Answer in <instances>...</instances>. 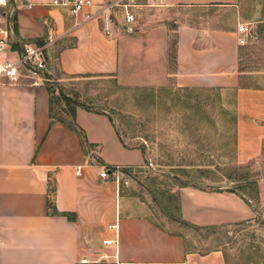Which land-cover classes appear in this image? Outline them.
Instances as JSON below:
<instances>
[{
	"label": "crops",
	"instance_id": "0c3cea01",
	"mask_svg": "<svg viewBox=\"0 0 264 264\" xmlns=\"http://www.w3.org/2000/svg\"><path fill=\"white\" fill-rule=\"evenodd\" d=\"M9 1L0 12L10 25L9 16L16 17L18 37L11 34L9 45L0 48V61L18 62L24 45L38 43L46 46V68L36 77L24 69L19 81L0 82V264H229L226 250H202L199 241L166 230L120 193L114 178L123 169L144 167L145 154L138 145L122 143L111 116L78 107L76 124L102 164L86 156L66 124L51 122L44 75L64 89L71 81L113 77L151 93L170 84L190 95L220 92L233 118L229 154L239 166L260 165L264 68L243 69L251 35L240 44L241 0H137L129 9L135 32L107 18L76 27L66 8L46 7L38 0ZM92 1L98 8L112 0ZM28 4L35 5L28 9ZM153 13L171 17V35L155 24ZM115 17L122 23L118 12ZM228 156L225 151L223 157ZM263 165L256 173L264 175ZM103 171L107 178L100 176ZM254 183L251 194L240 190L254 202L260 197L264 205V179L260 194ZM176 213L175 222L197 231L235 226L256 216L238 192L190 186L180 187Z\"/></svg>",
	"mask_w": 264,
	"mask_h": 264
},
{
	"label": "rangeland",
	"instance_id": "374dc122",
	"mask_svg": "<svg viewBox=\"0 0 264 264\" xmlns=\"http://www.w3.org/2000/svg\"><path fill=\"white\" fill-rule=\"evenodd\" d=\"M240 11V22L252 25L243 69H262L264 31L259 22L264 20V0H241ZM152 16L157 20L155 24L165 26L172 34L170 16L167 19L162 14ZM118 17L124 18L121 9ZM111 21L122 25L115 16ZM122 67L121 73L125 75L126 65ZM49 84L56 85L54 80ZM143 89L105 77L71 81L64 90L90 110L111 116L125 139L144 149V167L125 170L114 178L120 193L140 206L144 215L168 231L199 241L202 250H226L229 264H264V205L260 197L258 202L253 201L256 216L235 226L197 231L174 221L182 186L208 191L241 189L248 194L250 182L254 181L260 194L259 183L264 175L256 172L264 163L239 166L233 153L229 154L233 150V118L224 95L208 91L190 95L174 91L171 84L166 90L153 93ZM225 151L228 157H223Z\"/></svg>",
	"mask_w": 264,
	"mask_h": 264
},
{
	"label": "built area",
	"instance_id": "2783aa9c",
	"mask_svg": "<svg viewBox=\"0 0 264 264\" xmlns=\"http://www.w3.org/2000/svg\"><path fill=\"white\" fill-rule=\"evenodd\" d=\"M137 0H112L107 5L95 7L92 0H38V4L52 7V8H66L74 17L75 26L79 27L85 22L92 20L109 19L116 16L119 9L124 12L122 25L130 27L135 22V17L130 13L129 9L135 6ZM10 4L9 0H0V11L7 8ZM35 4H28V9H32ZM87 11L83 19H79V15L83 11ZM10 23V21L8 22ZM264 24V21L262 22ZM251 24L239 23L238 33L240 34V44H245V39L251 35ZM12 34L11 25L6 23L5 16L0 12V48L9 45V39ZM52 32H48L49 39L52 38ZM46 46L38 43H31L24 45L23 54L18 62H11L8 60L0 61V82L6 78L10 82H17L20 80L22 70L29 71L34 77L38 76L46 68L44 61V50ZM100 176L107 178L108 174L103 171ZM106 243V242H104ZM82 260V263H86Z\"/></svg>",
	"mask_w": 264,
	"mask_h": 264
},
{
	"label": "trees",
	"instance_id": "16d2710c",
	"mask_svg": "<svg viewBox=\"0 0 264 264\" xmlns=\"http://www.w3.org/2000/svg\"><path fill=\"white\" fill-rule=\"evenodd\" d=\"M9 21L11 23L12 34L15 36V38H17L18 37V25H17L16 17L14 15L9 16ZM12 47L14 49H20L19 43H14ZM22 54H23V52L21 53V55ZM44 78L46 80L47 90L50 94L49 112H50L51 122L53 123L54 121H59V122L66 124L78 137V140H79L80 145L84 151V154L86 156H89L90 158L94 159L95 162L102 164V162L100 160H98L97 158H95L93 155V152H95V146L88 142L85 132L76 124V120H75V111L78 107L84 108L87 110H90V109L83 102H81L77 97H74V96L70 95L69 93L65 92L64 88L61 87L57 82H55L56 85L55 84H49L51 81V77L48 74H45ZM98 113L108 115L104 111H101ZM116 129H118V128H116ZM120 139H121L122 143H124V145L128 148L137 146L136 144L131 145V144L125 143L124 138L121 134H120ZM139 148L145 154L144 149L141 147H139ZM108 169H110L111 172H113V170H114V168H108ZM125 170H129V169H123L122 171H125ZM226 191L238 192L240 195H242L244 197V199L250 205H252V208L255 205L253 200L247 196H244L240 189L226 190ZM49 207L50 208L53 207V203L51 201L49 202ZM63 215L66 216L68 219L72 218V216H70L68 214H63ZM183 224L187 225L184 222H183Z\"/></svg>",
	"mask_w": 264,
	"mask_h": 264
},
{
	"label": "water",
	"instance_id": "95a60500",
	"mask_svg": "<svg viewBox=\"0 0 264 264\" xmlns=\"http://www.w3.org/2000/svg\"><path fill=\"white\" fill-rule=\"evenodd\" d=\"M124 29L127 30L128 32H132V28H130V27L125 26Z\"/></svg>",
	"mask_w": 264,
	"mask_h": 264
}]
</instances>
